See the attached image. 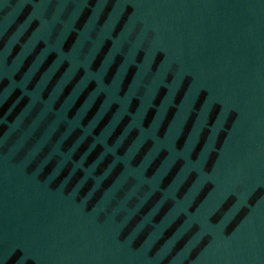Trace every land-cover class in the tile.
<instances>
[{
  "label": "water",
  "instance_id": "water-1",
  "mask_svg": "<svg viewBox=\"0 0 264 264\" xmlns=\"http://www.w3.org/2000/svg\"><path fill=\"white\" fill-rule=\"evenodd\" d=\"M0 264H264V0H0Z\"/></svg>",
  "mask_w": 264,
  "mask_h": 264
}]
</instances>
